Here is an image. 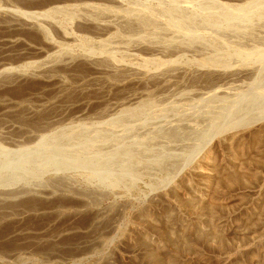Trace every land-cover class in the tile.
I'll return each mask as SVG.
<instances>
[{"label":"rangeland","instance_id":"374dc122","mask_svg":"<svg viewBox=\"0 0 264 264\" xmlns=\"http://www.w3.org/2000/svg\"><path fill=\"white\" fill-rule=\"evenodd\" d=\"M85 1L0 0V264H264V12L194 42L206 0Z\"/></svg>","mask_w":264,"mask_h":264},{"label":"bare ground","instance_id":"6f19581e","mask_svg":"<svg viewBox=\"0 0 264 264\" xmlns=\"http://www.w3.org/2000/svg\"><path fill=\"white\" fill-rule=\"evenodd\" d=\"M74 1V0H73ZM76 1V0H75ZM83 1V0H82ZM85 1V0H84ZM94 1H96V0H94ZM94 1L92 2V3H90L91 1L89 0V2H87L86 3V1L85 2H83L84 3V5H85V3L86 4H93L94 3ZM171 0H169L168 2H170ZM174 1V0H173ZM173 1H171L172 3H174ZM203 1V0H202ZM78 2V1H77ZM98 2V1H97ZM112 2H114V0H112L110 3H112ZM186 2H188V1H186ZM191 2V1H190ZM201 2V1H200ZM216 2V1H215ZM254 2H257V3H254ZM79 3H81L80 2V0H79ZM78 3V4H79ZM82 3V4H83ZM102 3V2H101ZM101 3H98V4H101ZM106 3V2H105ZM177 3V2H176ZM181 3V2H180ZM183 3V2H182ZM185 3V2H184ZM203 2H201V3H199V4H197L196 3V5H198L199 6V11L197 10V12L196 13H192L191 12V14H189L188 13V15H183L182 14V12H184V11H182L181 12V15H179L178 14V17H174L172 14H174V12L171 14V13H168V15L170 14V17H168V15H167V17H166V14H167V12H169V10L168 11H166L165 13L166 14H164V12H162L164 15H165V17L167 18L166 20H168V23H169V25L170 26H173L174 28H177L178 29V31H180L183 35H185L188 39H187V41H191V40H195L194 42H196V40H200V41H203V40H205L204 39V35L202 36V35H198L197 33H194V32H191V31H189L190 29H188L187 28V23H185V21H187L188 19L189 20H194L195 19V17L196 18H201V21H204L205 23H213V22H217V20L218 19H222V18H225V19H231V18H233V17H236V16H239L238 18H240L241 17V20H243L242 19V17H246V15H249V13H254L255 14V12H256V14H257V16L258 17H261L262 16V12H264L263 10H264V0H253V1H251V2H248V3H244V4H241V5H235V6H228L227 4L225 5H216L214 2H212V0H206V1H204V4L205 5H203L202 4ZM217 3V2H216ZM254 3V5L252 6V4ZM88 4V5H89ZM186 4V3H185ZM190 4H192V2L190 3ZM97 5V3H95V6H86L85 7V9H88L87 7H89V8H92L93 10H89L87 13H86V16H85V18L83 17V19L82 20H79L78 21V23H77V27L80 29V31H81V33H83V32H87V33H92V34H99V33H101V32H103L104 31V27L106 28V26H105V24H102V23H104V22H102V21H100L99 19H97L95 16H93V14H95V15H98L99 13L101 14V13H103V12H106L105 10H107V9H109V12L111 11L110 10V7L108 6H104V4H103V6L102 5H100V6H96ZM135 5V4H134ZM140 4H138V6H139ZM186 5H189V3H187ZM194 5V4H193ZM219 6V8L217 9V7ZM70 6V5H69ZM74 6H76V8H77V5L75 4ZM83 6V5H82ZM113 6V5H112ZM138 6L136 7V8H138ZM147 6V5H146ZM191 6V5H190ZM214 6H215V8H214ZM62 6H60V7H55V8H53V9H51L52 11H54V10H59V9H65L66 10V8H61ZM84 7V6H83ZM171 7V6H170ZM192 7H195V6H192ZM75 8V7H74ZM76 8H75V10H76ZM131 8V7H130ZM129 8V11L131 12V10L132 9H130ZM134 9L133 11H135L136 13V15H135V17H134V19L136 18V19H138V20H149L150 22L151 21H153V22H155V19H156V17H155V19H154V16H157V15H154V13L152 12L151 13V11L153 10V8H151V9H149V10H147V11H150L149 13L143 8V10H141L140 8H138V10L137 9ZM146 8V7H145ZM178 8V7H177ZM197 8V6L195 7V9ZM221 8V9H220ZM69 11H70V13L73 11H75V10H72L71 11V9H73V8H67ZM77 9H79V8H77ZM81 9V8H80ZM84 9V11H86ZM113 9H114V6H113ZM112 9V10H113ZM116 9V8H115ZM148 9V8H147ZM167 9V8H166ZM174 10L176 9V8H173ZM50 10V11H51ZM127 10V12H129L128 11V9H126ZM126 10H125V14H126ZM145 11V12H147L146 13V15H145V12H143V14H141L142 12L141 11ZM155 10V9H154ZM158 10V9H157ZM178 10V9H177ZM177 10H175V11H177ZM67 11V10H66ZM69 11H68V13H69ZM129 12L130 13V15H132V13H134V12ZM159 11V10H158ZM161 11V10H160ZM159 11V12H160ZM165 11V10H164ZM59 12V11H58ZM76 12V11H75ZM74 12V13H75ZM82 12V11H81ZM112 12V11H111ZM141 12V13H140ZM170 12H171V10H170ZM187 12V11H186ZM185 12V13H186ZM194 12V11H193ZM53 13H55V12H53ZM60 13H62V12H60ZM67 13V14H68ZM88 13H90V15H87ZM98 13V14H97ZM176 13H180V12H175V14ZM24 14V13H23ZM32 14V13H31ZM67 14H65L66 15V17L68 18L69 17V15L67 16ZM72 14V13H71ZM99 14V15H100ZM104 14V13H103ZM156 14V13H155ZM26 15V14H25ZM83 15H84V13H83ZM127 15V14H126ZM129 15V16H130ZM146 16V17H149V18H151V20L149 19V18H145L144 16ZM151 15H153L152 17H153V19H152V17H151ZM29 16V15H28ZM72 16H74V14H72L71 15V18H72ZM101 16V15H100ZM103 16V15H102ZM101 16V17H102ZM128 16V15H127ZM4 17V16H3ZM30 17V16H29ZM31 17H33V16H31ZM79 17H81L82 18V15H79ZM138 17V18H137ZM142 17H144L145 19H142ZM164 17V18H165ZM70 18V17H69ZM70 18V19H71ZM74 18H76V16L75 17H73L72 19H74ZM131 18V17H130ZM237 18V17H236ZM235 18V19H236ZM248 18H250V16L248 17ZM247 18V19H248ZM69 19V20H70ZM80 19V18H79ZM133 19V18H132ZM133 19V21H135L134 23L132 22V21H125V23H127L126 25H128L129 24V22L131 23H133L132 24V28L131 27H129V25H128V27L126 26V25H123L122 27L124 28V26H126L125 27V29H133V26L135 25V23H136V19L134 20ZM198 19V20H199ZM245 19V18H244ZM260 19V18H259ZM75 21H76V19H75ZM196 21V20H195ZM210 21V22H209ZM245 21H247L246 19H245ZM5 22V21H4ZM12 22H13V20H12ZM14 22H15V20H14ZM147 23H148V21H146ZM187 22H189V21H187ZM191 22H193V21H191ZM190 22V23H191ZM197 22V21H196ZM258 22V21H257ZM16 23V22H15ZM124 23V24H125ZM152 23V22H151ZM219 23V22H218ZM239 23V22H238ZM138 24V23H137ZM136 24V26H138ZM165 24V23H164ZM186 24V25H185ZM198 24V23H197ZM186 27H185V26ZM190 25V24H189ZM232 25V24H231ZM109 26V23L107 24V27ZM140 26V25H139ZM138 26V27H139ZM143 26V25H142ZM121 27V28H122ZM154 27V26H153ZM245 27V26H244ZM42 28V27H41ZM77 28V29H78ZM110 28H111V26H110ZM140 28H142V27H139V29ZM144 28H145V26H144ZM43 29V28H42ZM109 28H106L105 30L107 31ZM113 29V28H112ZM151 29V28H150ZM156 29V28H155ZM38 30V29H37ZM79 31V30H78ZM218 31H220V30H218ZM226 31V30H225ZM224 31V32H225ZM44 32V31H43ZM108 32H110V31H108ZM125 32H127V31H125ZM144 32V31H143ZM40 33V32H39ZM105 33V32H104ZM114 35L116 34V33H113ZM118 34V33H117ZM116 34V35H117ZM155 34V33H154ZM231 34V33H230ZM85 35V34H84ZM84 35H83V37H84ZM101 35V34H100ZM161 35V34H160ZM87 36V35H86ZM85 36V37H86ZM45 37V36H44ZM82 37V38H83ZM85 37L83 38L84 40H85ZM94 37H96V36H94ZM173 37V36H172ZM139 38H141V40L143 39V37H139ZM160 38V37H159ZM203 38V39H202ZM206 38V37H205ZM235 38V37H234ZM86 39H87V37H86ZM89 39V38H88ZM202 39V40H201ZM210 39V38H209ZM82 40V39H81ZM84 40H82V41H84ZM103 40V39H102ZM126 40V39H125ZM140 40V41H141ZM153 40V39H152ZM87 41H89V40H87ZM105 41V40H104ZM138 41V40H137ZM210 41V40H209ZM85 42V41H84ZM99 42H101V41H98V43ZM103 42V41H102ZM131 41H129V43H130ZM161 42V41H160ZM173 42V41H172ZM225 42V41H224ZM169 43V42H168ZM177 43V42H176ZM103 44H104V42H103ZM102 44V45H103ZM143 44V43H142ZM170 44V43H169ZM175 44V43H174ZM173 44V45H174ZM178 44V43H177ZM188 44H189V42H188ZM190 44H192V42L190 43ZM194 44V43H193ZM202 44V43H201ZM172 45V43H171V46H173ZM180 46L182 45V43H180L179 44ZM175 46V45H174ZM173 46V47H174ZM180 46H175V47H177V49H179L178 47H180ZM189 46V45H188ZM191 46V45H190ZM203 46V45H202ZM173 47H171V48H173ZM217 49V48H216ZM237 49V48H236ZM194 50V49H193ZM200 51V50H199ZM233 51V50H232ZM231 51V52H232ZM220 52V51H219ZM231 52H230V54H231ZM233 52H235V50L233 51ZM236 52H237V50H236ZM242 53V52H241ZM216 54H218V53H215V55ZM224 54V53H223ZM222 54V55H223ZM233 55V54H232ZM235 56H237V54L235 53L234 54ZM251 55H253V54H251ZM250 55V56H251ZM256 55H257V53H256ZM256 55L254 56V57H256ZM258 55H261V54H259V52H258ZM213 57H214V55H212ZM217 56V55H216ZM220 56H221V54H220ZM212 57V58H213ZM218 58H219V56H217ZM249 57V56H248ZM259 56H257V58H258ZM263 57V56H262ZM88 58H90V57H87V59ZM217 58V59H218ZM259 58H261V57H259ZM258 58V59H259ZM86 59V58H85ZM91 59V58H90ZM214 59L216 60V61H214L213 59H210V57L209 58H204V59H200L197 63H198V66H206V68L207 67H217L218 68V66L221 68L222 66V63L219 61V62H217L218 60L216 59V57H214ZM220 59V58H219ZM244 59V58H243ZM94 59H92V61H90V60H88V63H92L94 66L93 67H95V64L93 63L94 61H93ZM98 60V61H97ZM96 60V65H98V64H100L101 62H103V61H101L100 62V60L99 59H97ZM87 61V60H86ZM111 62V61H110ZM148 62H150V61H147V60H145V59H143V63L144 64H146V63H148ZM152 62V61H151ZM195 62V61H194ZM223 62V61H222ZM104 63V62H103ZM156 63V62H155ZM167 63V62H166ZM196 63V64H197ZM220 63H221V65H220ZM225 63V62H224ZM261 63V62H260ZM106 64V63H105ZM108 64V63H107ZM100 65H102V63L100 64ZM104 65V64H103ZM157 65V64H156ZM105 66V65H104ZM106 66H109V65H106ZM105 66V68L103 67V69L101 68V70H98V72H100L99 74H104L105 75V79H104V81H106L105 83H108L109 85H117V83L116 82H114V81H116V80H113V82H112V80L111 79H113L114 77H112V76H114V75H112V73H113V71H114V73L113 74H115V69H112L113 71H109L110 73H111V75L108 73V70H106L107 69V67ZM100 67V66H99ZM124 67V66H123ZM97 69H98V67L96 68V70H95V73H96V71H97ZM127 69V68H126ZM129 69V68H128ZM137 68H135V70H131L130 69V71H132L133 72V75H135L134 77H138L137 79V81H140V75L142 74V72H141V70H136ZM205 69V68H204ZM118 70V69H117ZM123 70V69H122ZM124 70H125V68H124ZM129 71V72H130ZM120 73V75L122 74V72H119ZM119 73H117L116 72V74H115V77H116V75L118 74L119 75ZM131 73V72H130ZM217 74L219 75V73L217 72ZM260 74V73H259ZM107 75V76H106ZM117 75V76H118ZM131 75V74H130ZM103 76V75H102ZM123 76V75H122ZM210 76V75H209ZM217 76V75H216ZM121 77V76H120ZM126 77V76H125ZM209 78V77H208ZM134 80V79H133ZM135 81H136V79H135ZM200 81V80H199ZM155 82V81H154ZM209 82V81H208ZM256 82V81H255ZM258 82V81H257ZM160 83V82H159ZM60 85H61V88H63V86H64V84L62 83L61 84V82L59 83ZM119 84V83H118ZM60 88V87H59ZM60 88V89H61ZM99 89V88H98ZM100 90V89H99ZM250 91H252V90H250ZM260 92V91H259ZM259 94H261V93H259ZM247 98V97H246ZM249 99V98H248ZM253 99V98H252ZM252 102H253V100H252ZM258 104V103H257ZM224 107V106H223ZM229 107V106H228ZM244 108V107H243ZM248 109V108H247ZM247 111V110H246ZM252 111H254V110H252ZM227 112V111H226ZM198 113V112H197ZM262 113V112H261ZM253 118V117H252ZM250 119V118H249ZM216 122V121H215ZM31 124V123H30ZM235 124V123H234ZM233 125V124H232ZM221 126V125H220ZM226 126V125H225ZM219 132V131H218ZM196 137V136H195ZM206 137V136H205ZM205 137H204V139H205ZM210 139V138H209ZM41 141V140H40ZM206 141V140H205ZM204 141V142H205ZM37 145H39V144H37ZM37 145H34V146H32V147H30V148H28V149H26L27 151H24V152H27V154H28V151L31 149V148H34V147H37ZM39 147V146H38ZM25 150V149H24ZM34 150V149H33ZM30 152V151H29ZM207 152V151H206ZM208 153V152H207ZM16 154H17V152H16ZM25 154V153H24ZM23 154V155H24ZM113 154V153H112ZM30 155V154H29ZM109 155V154H108ZM107 155V156H108ZM19 158V157H18ZM205 158H209V155H207V157H205ZM14 159V158H13ZM39 159V158H38ZM27 160V159H26ZM11 161V160H10ZM19 161V160H18ZM22 161H25V159L24 160H22ZM207 161V160H206ZM28 162V161H27ZM24 162H22V164H23ZM17 164H18V162H17ZM86 165V164H85ZM18 167H19V165H18ZM46 167V166H45ZM7 168V167H6ZM28 168V167H27ZM43 168V167H42ZM126 168V167H125ZM26 169V168H25ZM29 169V168H28ZM129 169V168H128ZM19 170V169H18ZM22 170V169H21ZM14 171V170H13ZM25 171H27V170H25ZM125 171V170H124ZM18 172V171H17ZM16 172V173H17ZM127 172V171H126ZM25 173V172H24ZM2 176V175H1ZM4 178H6V177H4ZM5 179H2V177L0 178V183L2 182V181H4ZM28 202V201H27ZM27 204V207H30V203L28 204V203H26ZM25 205V204H24Z\"/></svg>","mask_w":264,"mask_h":264}]
</instances>
